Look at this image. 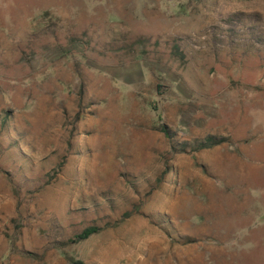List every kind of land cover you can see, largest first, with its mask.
Masks as SVG:
<instances>
[{
    "label": "rangeland",
    "instance_id": "374dc122",
    "mask_svg": "<svg viewBox=\"0 0 264 264\" xmlns=\"http://www.w3.org/2000/svg\"><path fill=\"white\" fill-rule=\"evenodd\" d=\"M0 264H264V0H0Z\"/></svg>",
    "mask_w": 264,
    "mask_h": 264
},
{
    "label": "trees",
    "instance_id": "16d2710c",
    "mask_svg": "<svg viewBox=\"0 0 264 264\" xmlns=\"http://www.w3.org/2000/svg\"><path fill=\"white\" fill-rule=\"evenodd\" d=\"M212 138H208L207 139V143L205 145H201V148H205L207 146L212 145ZM96 228L95 227H91V228H86L83 230V232L79 235V238H86L91 232L95 231Z\"/></svg>",
    "mask_w": 264,
    "mask_h": 264
}]
</instances>
